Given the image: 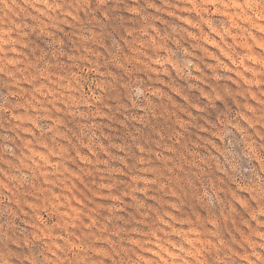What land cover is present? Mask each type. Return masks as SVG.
Masks as SVG:
<instances>
[{
    "label": "rangeland",
    "instance_id": "1",
    "mask_svg": "<svg viewBox=\"0 0 264 264\" xmlns=\"http://www.w3.org/2000/svg\"><path fill=\"white\" fill-rule=\"evenodd\" d=\"M0 264H264V0H0Z\"/></svg>",
    "mask_w": 264,
    "mask_h": 264
}]
</instances>
